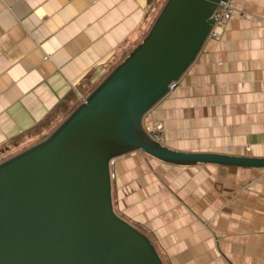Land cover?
Listing matches in <instances>:
<instances>
[{
    "label": "crops",
    "instance_id": "crops-1",
    "mask_svg": "<svg viewBox=\"0 0 264 264\" xmlns=\"http://www.w3.org/2000/svg\"><path fill=\"white\" fill-rule=\"evenodd\" d=\"M233 2L221 38L205 43L143 123L162 124L163 144L176 150L264 158V0ZM151 8L0 0V149L65 99L80 104L145 38ZM111 173L117 213L164 264H264V168L177 165L137 150L113 159Z\"/></svg>",
    "mask_w": 264,
    "mask_h": 264
},
{
    "label": "water",
    "instance_id": "water-1",
    "mask_svg": "<svg viewBox=\"0 0 264 264\" xmlns=\"http://www.w3.org/2000/svg\"><path fill=\"white\" fill-rule=\"evenodd\" d=\"M227 0H166L145 38L45 139L0 162V264H164L113 199V159L142 150L177 165L264 168V158L189 152L153 139L146 114L197 59Z\"/></svg>",
    "mask_w": 264,
    "mask_h": 264
},
{
    "label": "trees",
    "instance_id": "trees-1",
    "mask_svg": "<svg viewBox=\"0 0 264 264\" xmlns=\"http://www.w3.org/2000/svg\"><path fill=\"white\" fill-rule=\"evenodd\" d=\"M152 3V8L150 10V16L154 14V18L152 20L151 25H153L154 20H156L158 16L157 8L160 4H164L166 0H149ZM142 42V41H141ZM134 49V48H133ZM132 49V50H133ZM130 50L125 57H122L118 60L114 65L109 69L107 75L119 64L121 63L132 51ZM94 88L90 89L89 93L93 91ZM79 102L73 100L65 99L63 103L59 104L53 112L48 115L42 122L38 123L35 127L30 129L29 131L23 133L18 138L12 140L10 144L5 145L0 149V162L12 157L14 153L11 151L17 150V152H21L28 147L36 144L37 142L45 139L77 106ZM19 148V149H18ZM17 154V153H16ZM15 155V154H14Z\"/></svg>",
    "mask_w": 264,
    "mask_h": 264
},
{
    "label": "built area",
    "instance_id": "built-area-1",
    "mask_svg": "<svg viewBox=\"0 0 264 264\" xmlns=\"http://www.w3.org/2000/svg\"><path fill=\"white\" fill-rule=\"evenodd\" d=\"M237 10H238V7L233 2V0L222 1L219 4L214 14L215 24L213 25L208 35L207 41L208 40H219L221 38L223 30L226 28V26L232 19L235 12H237ZM177 87H178L177 81L171 82L169 85L170 92L174 91ZM87 96L81 95L80 103L84 102ZM147 131L153 139L162 142V138H163L162 124H157V123L153 124L151 127L147 129Z\"/></svg>",
    "mask_w": 264,
    "mask_h": 264
},
{
    "label": "rangeland",
    "instance_id": "rangeland-1",
    "mask_svg": "<svg viewBox=\"0 0 264 264\" xmlns=\"http://www.w3.org/2000/svg\"><path fill=\"white\" fill-rule=\"evenodd\" d=\"M165 5V3L164 4H160V6L157 8V12H158V15L160 14V12H161V10H162V8H163V6ZM155 21V20H154ZM152 26V25H151ZM38 143V142H37ZM19 149V148H18ZM142 151V150H141ZM12 153H14V154H16V153H18L17 152V150H13V151H11ZM143 152V151H142ZM14 154H12V155H14ZM2 157H0V159H1ZM137 227V226H136ZM138 228V227H137Z\"/></svg>",
    "mask_w": 264,
    "mask_h": 264
}]
</instances>
